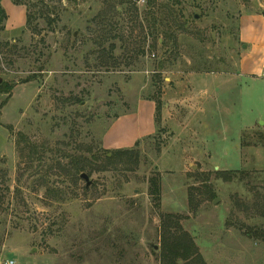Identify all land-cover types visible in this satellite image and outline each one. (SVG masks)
Here are the masks:
<instances>
[{
	"label": "rangeland",
	"instance_id": "1",
	"mask_svg": "<svg viewBox=\"0 0 264 264\" xmlns=\"http://www.w3.org/2000/svg\"><path fill=\"white\" fill-rule=\"evenodd\" d=\"M0 5V264H264V0Z\"/></svg>",
	"mask_w": 264,
	"mask_h": 264
},
{
	"label": "trees",
	"instance_id": "2",
	"mask_svg": "<svg viewBox=\"0 0 264 264\" xmlns=\"http://www.w3.org/2000/svg\"><path fill=\"white\" fill-rule=\"evenodd\" d=\"M7 13L0 5V26L6 21ZM11 90V89H10ZM7 91V92H10ZM120 153H126L121 151ZM109 160L112 158L108 157ZM231 173V174H236ZM154 193L158 194L157 188ZM172 218L166 217L162 223V238L164 243L161 261L163 264H204L203 258L197 251L194 241L184 232L179 224H172Z\"/></svg>",
	"mask_w": 264,
	"mask_h": 264
},
{
	"label": "water",
	"instance_id": "3",
	"mask_svg": "<svg viewBox=\"0 0 264 264\" xmlns=\"http://www.w3.org/2000/svg\"><path fill=\"white\" fill-rule=\"evenodd\" d=\"M81 176L87 181V186H89L91 184V181L89 180L88 175L83 173Z\"/></svg>",
	"mask_w": 264,
	"mask_h": 264
},
{
	"label": "built area",
	"instance_id": "4",
	"mask_svg": "<svg viewBox=\"0 0 264 264\" xmlns=\"http://www.w3.org/2000/svg\"><path fill=\"white\" fill-rule=\"evenodd\" d=\"M263 77H264V68H263ZM7 264H14V261H8Z\"/></svg>",
	"mask_w": 264,
	"mask_h": 264
}]
</instances>
